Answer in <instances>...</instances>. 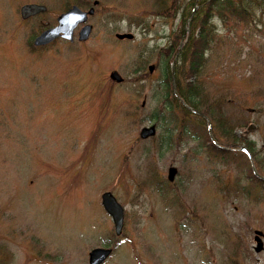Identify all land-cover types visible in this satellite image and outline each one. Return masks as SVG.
I'll list each match as a JSON object with an SVG mask.
<instances>
[{
    "label": "rangeland",
    "instance_id": "obj_1",
    "mask_svg": "<svg viewBox=\"0 0 264 264\" xmlns=\"http://www.w3.org/2000/svg\"><path fill=\"white\" fill-rule=\"evenodd\" d=\"M186 1L170 16L164 0H97L85 40L77 26L71 43L32 50L25 44L61 11L92 0H0V264H88L94 246L112 249L99 264H264V195L233 187L252 159L208 154L164 105L162 47L184 41ZM234 1L253 16L214 19L202 104L219 99L225 113L243 115L236 133L264 157V11ZM24 2L46 10L22 19ZM152 123L154 134L139 137ZM157 184L169 185L167 196ZM103 190L123 206L119 235Z\"/></svg>",
    "mask_w": 264,
    "mask_h": 264
},
{
    "label": "trees",
    "instance_id": "obj_2",
    "mask_svg": "<svg viewBox=\"0 0 264 264\" xmlns=\"http://www.w3.org/2000/svg\"><path fill=\"white\" fill-rule=\"evenodd\" d=\"M176 1L164 0L165 8L168 3L167 11L170 16L177 11L175 10V3H173ZM254 1L264 11V0ZM186 5L188 11L185 17L182 16V27L180 28V32H182L184 25L187 24L188 30L184 41L179 44V36L176 35L175 38L169 40L170 43L162 47L164 49V64L161 73L166 89L164 96L165 100L169 98L164 105L169 108L170 114L178 115V118L176 116L173 121L178 125L180 132L188 133L193 139L197 138L208 154L224 161L233 160L239 165L241 155L246 158L247 151L255 170L252 169L248 159L247 167L244 169V183L240 182L239 179L233 184V187L239 193L251 194L253 192L257 195H264V157L254 147L252 140L247 139L243 134L236 133L238 127L246 124V118L237 113H225L222 110V101L219 99H210L207 103L202 104L205 95L199 81V74L207 57L206 50L210 48L211 41L215 36L214 19L218 17L224 21L227 18H232L246 22L252 19V7L234 0H187ZM193 5L195 7L186 23ZM161 11L159 14L163 15L165 12ZM172 59L171 74L170 62ZM171 75L174 77L176 94L172 90ZM181 100L192 108L201 111L204 115L189 109ZM208 123L211 125L212 138L207 130ZM235 143L239 147L240 155L238 156L233 151ZM241 147L246 150H242ZM167 184L165 188L164 185L157 184V190L163 197L167 196L168 191H170ZM228 186L225 184L223 185L224 188H220L228 190ZM230 262L238 264L234 258H231Z\"/></svg>",
    "mask_w": 264,
    "mask_h": 264
},
{
    "label": "water",
    "instance_id": "obj_3",
    "mask_svg": "<svg viewBox=\"0 0 264 264\" xmlns=\"http://www.w3.org/2000/svg\"><path fill=\"white\" fill-rule=\"evenodd\" d=\"M97 3V0H92V5H90L87 9H81L76 4H71L67 9L61 11L56 16V23L47 26L40 30L32 39V43L35 45L44 44L57 36L63 37L68 40H72L73 38V30L77 24L82 23L77 32V39L83 40L85 39L91 29L90 23L85 22L88 14L93 12V4ZM46 6L42 3L35 2H27L23 3L19 6V15L21 18H26L29 15H33L37 12L44 11ZM121 35V34H120ZM122 35L126 37H130V33H123ZM153 65L148 64V71L152 70ZM171 71H172V63H171ZM109 77L114 79L115 81H121L122 77L116 70H111L109 72ZM172 89L175 92L174 88V79L172 78ZM187 106V105H186ZM189 107V106H188ZM190 108V107H189ZM192 109V108H191ZM253 123H249L246 126V129L254 128ZM208 132L210 133V125L207 126ZM155 132L154 124L143 125L139 128L138 136L141 138L153 135ZM100 203L104 210L110 215V219L113 224V230L115 234H119L122 227L123 222V206L120 202L115 198L109 190H104L100 193ZM256 234H261L262 232L259 229H254ZM110 247H101L95 246L92 247L88 251L87 262L89 264H99L102 260L108 255L110 252Z\"/></svg>",
    "mask_w": 264,
    "mask_h": 264
},
{
    "label": "flooded vegetation",
    "instance_id": "obj_4",
    "mask_svg": "<svg viewBox=\"0 0 264 264\" xmlns=\"http://www.w3.org/2000/svg\"><path fill=\"white\" fill-rule=\"evenodd\" d=\"M24 3H26V2H24ZM40 13V12H39ZM37 14V13H36ZM31 16H33V15H31ZM31 16H28V17H31ZM28 17H26V18H28ZM25 18V19H26ZM80 26V24H78V27ZM46 27V26H45ZM77 27V28H78ZM44 28V27H43ZM38 33V32H37ZM36 33V34H37ZM35 34V35H36ZM61 40H63L62 38H60ZM67 42H72V41H67ZM78 42H81L80 40H78ZM27 43V42H26ZM52 43V41L50 42H47V43H44V44H39V45H35V44H33L32 43V38L30 39V41L27 43V45L25 44V46H30V48L32 49V50H35V49H42V48H45V47H48L50 44ZM112 251V250H111Z\"/></svg>",
    "mask_w": 264,
    "mask_h": 264
}]
</instances>
